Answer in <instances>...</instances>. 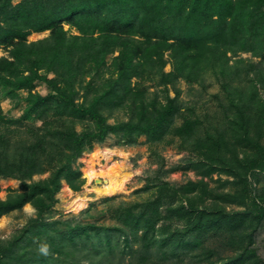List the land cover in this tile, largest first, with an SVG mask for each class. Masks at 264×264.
<instances>
[{
  "label": "trees",
  "instance_id": "1",
  "mask_svg": "<svg viewBox=\"0 0 264 264\" xmlns=\"http://www.w3.org/2000/svg\"><path fill=\"white\" fill-rule=\"evenodd\" d=\"M64 24L75 27L78 34L68 35ZM261 27H264V0H19L14 4L12 0H0V48L7 52L0 56V85L11 98L18 90L27 93L22 114L18 118L0 115V120L13 124L31 116L40 121L39 126L29 130L31 139L15 142V149L8 156L0 151V176L20 181L17 190L12 189L6 199H0V217L31 203L37 218L26 225L23 233L36 236L45 225L39 221L41 214L54 201L60 181L64 180L74 191L84 183L73 162L110 132H120L128 141L141 134L155 139L172 125L175 115L181 114L183 122L173 129L178 135L190 136L197 117L180 113L175 96L165 93L164 102L145 98L141 88L130 86L131 78L156 72L164 88L179 77L192 81L202 64L210 60L212 66L222 60L221 47L243 43L247 30L254 36ZM46 30L49 31L46 37L27 40L32 32ZM114 51L117 54L107 64L106 56ZM165 51H169L171 63L167 72L162 70ZM48 73L53 77L47 78ZM85 76L89 79L85 80ZM37 81L46 83L50 92H34ZM222 86L225 88L226 83ZM79 90L83 91L81 101L77 99ZM114 106H125L133 118L108 123L105 111ZM262 110L255 133H251V121L241 113L233 120L232 139L222 132L215 137L209 135L200 144V157L192 165L202 177L179 188L184 198L193 194L187 200V209L200 222L208 218L209 210L196 205L205 204L207 199L245 205L241 211L227 212L224 205L214 210L215 219L226 218L233 227L244 229L248 220L253 223L264 219V193L255 191L256 171L264 173V102ZM71 118L90 121L91 126L77 131ZM8 142L0 135L1 145L5 147ZM45 171L47 178L32 180L33 173ZM214 171L232 176V181L241 185L239 191L222 192L210 187L204 176ZM156 213L144 209L121 212L124 229L142 240L139 248L143 251L159 240L163 247L171 238L169 235L157 238L154 234ZM81 226V234L86 238L94 241L101 238L108 246L114 236L91 223ZM197 226L188 224L186 231H194ZM87 227L95 232L89 233ZM122 230L121 227L119 234L132 253L128 234ZM14 252L10 244L3 248L0 264H5L2 256ZM24 256L21 251L19 260ZM143 259L144 256L139 258V264ZM240 260L245 264H261L249 244L221 264H238ZM69 264L78 263L70 260ZM126 264L137 263L130 260Z\"/></svg>",
  "mask_w": 264,
  "mask_h": 264
},
{
  "label": "rangeland",
  "instance_id": "2",
  "mask_svg": "<svg viewBox=\"0 0 264 264\" xmlns=\"http://www.w3.org/2000/svg\"><path fill=\"white\" fill-rule=\"evenodd\" d=\"M18 1L12 0V3ZM63 28L68 35L78 34L71 25L64 24ZM48 34V30L32 32L27 40H38ZM168 52H164L166 62L162 68L166 72L171 69ZM219 52L224 53L222 60L212 66L210 60L202 64L192 81L179 77L164 88L156 72L142 78L132 77L130 86L141 88L145 98L164 102L165 93L169 97L175 96L181 107L180 113L197 117L198 122L191 135L181 136L174 131L173 126L183 122L180 114L175 115L172 125L155 139L141 134L128 141L120 132H110L102 141L93 142L90 149H85L72 164L81 171L84 183L74 191L64 180L60 181L54 192V201L41 214L39 221H44L45 225L36 236H24L23 233L26 225L37 218L36 208L31 203H25L0 217V251L8 244L15 251L13 255L7 256L6 253L1 257L5 264H69L70 260L78 264H126L130 260L139 264L141 256H144L142 264H221L246 244L254 249L261 264H264V219L253 223L248 220L244 229L233 227L226 218L215 219L214 210L224 205L227 212L241 211L245 210V205L207 199L205 204L196 205L209 210L208 218L200 222L187 209V200L193 194H186L184 198L180 191L189 181L195 182L202 177L192 162L200 157V144L205 138L224 132L226 138L232 139L233 120L241 113L251 121L250 130L255 133L263 114L264 27L259 28L254 36H250L247 30L243 43L221 47ZM6 53L1 47L0 56ZM116 54V51L109 53L106 63L109 64ZM102 68L105 70V65ZM51 77L53 74L48 73L47 78ZM87 79L89 77L85 76ZM224 83L225 88L222 86ZM5 90L0 85V115L18 118L25 107L27 93L18 90L11 98L5 95ZM33 91L47 94L50 88L46 83L37 81ZM82 92L79 90L78 101L82 100ZM108 110L105 111L108 123L127 122L133 118L132 112L125 106H114ZM190 110L191 114L188 113ZM71 120L77 131L91 126L87 120ZM3 121L0 120V135L3 134L9 141L5 147L0 144L3 156H8L15 149V142L31 139L29 130L40 125V121L31 116L20 123ZM88 171L96 175L89 178L86 175ZM47 176L46 171L36 172L32 174V180H43ZM255 177V191L264 193V173L256 171ZM109 179L121 182L122 187L111 193L104 192L103 187ZM204 180L214 190L222 192L234 193L241 187L224 172L214 171L204 176ZM225 180L228 182L222 185ZM19 185L17 178L0 176V199H6ZM126 209L135 212L144 209L147 213L155 210L154 234L157 238L171 236L167 244L162 247L159 240L146 251L140 249L142 240L125 230L121 222V212ZM90 223L100 226L105 233L114 234L109 246L101 238L94 241L81 234V225ZM195 223L199 226L194 231H186L188 224ZM121 227L122 232L128 234V244L134 249L132 253L123 235L119 234ZM86 229L91 234L95 232L89 227ZM249 231L252 232L250 236ZM42 247L47 251L42 252ZM21 251L25 252V256L19 260ZM237 263L245 264L243 260Z\"/></svg>",
  "mask_w": 264,
  "mask_h": 264
},
{
  "label": "bare ground",
  "instance_id": "3",
  "mask_svg": "<svg viewBox=\"0 0 264 264\" xmlns=\"http://www.w3.org/2000/svg\"><path fill=\"white\" fill-rule=\"evenodd\" d=\"M86 175L91 178L94 177L96 174L93 171L86 172ZM109 176V174H106ZM122 187L121 182H115L113 179H109V181L106 182V185L103 187V191L106 193L114 192V190L120 189Z\"/></svg>",
  "mask_w": 264,
  "mask_h": 264
},
{
  "label": "clouds",
  "instance_id": "4",
  "mask_svg": "<svg viewBox=\"0 0 264 264\" xmlns=\"http://www.w3.org/2000/svg\"><path fill=\"white\" fill-rule=\"evenodd\" d=\"M40 250H41L42 252H46V251H47V249H46L45 247H42Z\"/></svg>",
  "mask_w": 264,
  "mask_h": 264
}]
</instances>
